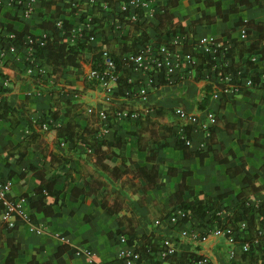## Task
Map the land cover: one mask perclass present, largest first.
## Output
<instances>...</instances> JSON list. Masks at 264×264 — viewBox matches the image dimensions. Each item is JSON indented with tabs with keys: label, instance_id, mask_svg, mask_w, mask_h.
I'll use <instances>...</instances> for the list:
<instances>
[{
	"label": "crops",
	"instance_id": "crops-1",
	"mask_svg": "<svg viewBox=\"0 0 264 264\" xmlns=\"http://www.w3.org/2000/svg\"><path fill=\"white\" fill-rule=\"evenodd\" d=\"M14 1L0 0V23H8L18 31H22L28 25L30 35L37 38L46 36L53 38V31L49 28H43L41 24L47 20L54 23L58 28L57 22L61 20L41 14L44 0H40L36 5L30 18L23 17L21 9ZM105 1L108 3L109 9H102L99 1L97 4H88L86 0H79L80 5L77 7V12L68 15L66 18L70 25L71 34L68 38L70 46L79 42L77 30L86 18L89 16L93 18L101 14H104L109 23L113 25L114 37L118 42L129 43V39L141 36L140 33L143 30L138 33L134 29L130 30V24L119 14L118 3L120 0L116 1L114 5L111 4V0ZM160 1L158 0L155 5V14L153 16L148 15L140 22L158 24L155 15ZM209 1L179 0L178 6L172 8L171 13L189 28L190 22L199 19L200 13L210 17L217 16L215 2H221L223 10H229L232 6L230 0H212L213 4H209ZM248 1L250 7L231 12L227 20L218 18L211 27L196 26L194 40L201 41L208 37L227 43H231L233 39L247 40L246 30L238 26L235 20L241 18L243 21H264V0ZM70 2V0H61L58 4L63 6ZM58 29L60 35H63V29ZM147 31L151 37L156 36L153 27L149 26ZM9 33L6 28L0 29V39L6 38ZM95 35V41L89 43L93 51L101 53L102 49H107L111 52V49L105 44L104 35L97 31H95ZM142 44H138V50ZM98 63L100 61H93L90 58L82 62L80 72L67 70L60 79L61 85L68 89L76 88L80 93L78 98L84 103V107L78 111L76 121L83 128L88 123L89 108L93 109L96 114L100 110H106L109 116L110 131L101 138L112 140L115 131H120L122 138L127 141L122 154L131 157L138 165L151 167L153 163L147 162L146 152L138 149L135 138L130 135L136 129L139 116L133 119H121L116 116V111L130 109L137 111L139 115L142 112V114L150 113L152 116H156L157 109H172L174 112L171 120L179 124L175 128L177 134L168 139L169 146L159 152L157 162L160 172L167 175L165 185L147 192L145 206L132 207L138 217L139 230L153 234L159 246L163 238L172 237L181 243V252L208 255L216 264H231L233 259L228 256L230 244L226 237L211 235L206 241L198 242L190 237H184L181 233L185 229L202 232L204 227L196 220L181 226H171L167 223L166 220L171 211L170 196L177 191L183 178L181 172L177 175H169L168 170L169 168H177L192 171V174L186 176L185 181L197 192L206 189L212 196L232 193L225 200V204L233 208L238 201L237 194L246 184V173L242 172L236 176H231L228 174V168L232 166L234 161L237 162L244 158L248 172L259 175L257 181L262 189L251 199V202L258 208L264 201V145H262L264 143V110L260 114H254L252 103L262 101L263 89L257 88L250 95L240 96L232 100L230 98L232 96L227 97L225 95H233V92L224 93L222 89H217V85L214 84L212 94L211 91L207 92L206 90L207 85L211 83L209 79L197 80L191 74H187L181 79L165 85L159 83L150 90L146 100L130 95L128 89L123 94H119L116 90L111 103L107 104L103 87L98 82L89 79L90 71ZM224 65L231 66L232 60L228 59ZM46 68L48 73L53 70V67L47 64ZM123 70H126L128 76L137 82L136 88L142 75L131 71L127 64L123 66ZM259 70L264 72L263 62H259ZM227 77V81H229L234 76L229 75ZM7 81V86H4ZM34 81L33 77L26 75L23 61L16 60L13 55H8L3 62H0V85L9 90L5 93L8 102L18 109L20 115L30 117L33 120H40L44 114L49 113L52 98L47 92L39 93ZM54 81L55 79L52 80V82ZM242 83L248 85V80L242 79ZM207 94L210 96V101L208 105L201 108L200 103L207 97ZM225 99L231 100L226 102ZM222 102H225V105L221 108ZM178 108L197 115L201 120L206 119L207 113H214L217 119L216 131L224 146L222 147L220 143L213 144L212 147L215 151H210L208 156L203 158L199 155L187 157L183 149L177 148V144L183 140H190L189 147L192 151H207L211 144L208 141L210 132L206 130L207 127H204L203 124L194 125L180 120L175 113ZM51 122L55 126H60L67 121L51 120ZM214 124L209 122L208 127ZM228 124L232 126H227ZM28 128L26 120H22L18 126H12L11 122L6 120L0 121V180H7L11 183L10 199L21 211L19 217L16 218V226L13 230L0 223V264H6L13 246L18 247V257L15 258L14 264H124L121 253L130 249V246L117 233L119 228L117 219L106 214L91 199L72 201L67 194L64 203L56 205L54 207L56 214L51 216L32 208L29 199L21 200L23 195L35 199L34 191L37 183L33 175L24 179L20 175L26 172L32 164L38 166L45 164L47 168H50L49 162L39 152H29L22 162H13L10 166L7 165V160L3 156L5 148L10 142L14 144L21 142L28 134ZM44 131L46 130L42 132ZM45 139L46 146L55 153L63 152L68 148L57 147L55 136L51 133H45ZM257 140L261 145L256 144ZM225 159H228L229 162H224ZM71 166L79 170L81 168L80 161L75 160ZM13 172L14 174H11ZM75 176L79 178L80 174L76 173ZM57 188L64 190V178L58 179ZM155 207H158V211H153ZM158 219L163 221L162 224H155ZM151 221L153 222L152 225ZM192 224L196 225L192 226ZM59 250L60 253H58ZM238 253H240L239 248Z\"/></svg>",
	"mask_w": 264,
	"mask_h": 264
},
{
	"label": "trees",
	"instance_id": "trees-1",
	"mask_svg": "<svg viewBox=\"0 0 264 264\" xmlns=\"http://www.w3.org/2000/svg\"><path fill=\"white\" fill-rule=\"evenodd\" d=\"M59 1L61 0H44L41 14L61 20L64 33L60 35V30L56 25L45 20L41 25L43 28L53 31V38L46 36V43L43 46L35 43L36 51L33 54L35 59L53 67L51 73L47 72L45 76L38 77L34 81L39 93L47 92L51 95L52 104L49 113L44 114L40 120L20 115L18 109L12 106L5 96V93L9 91L8 88L0 85V121L6 120L11 122L12 126H18L22 120H26L29 127L28 134L21 142L17 144L10 142L5 148L3 156L7 160V165L10 166L13 162H22L29 152H39L50 165V168H47L45 164L43 166L32 164L26 172L20 175L23 179L33 175L37 183L34 191L35 199L25 195L22 198L29 199L32 208L48 216L56 214L54 207L63 204L67 194L72 201L91 199L106 214L117 219L119 227L117 233L127 238L128 245L134 247L142 255L146 264H181L191 257H197L195 253L181 252L160 259L158 257L160 246L156 243L155 236L139 230L138 217L132 208L137 205L145 206L147 192L165 185L167 175L160 172L157 161L160 150L169 146L168 139L177 134L175 128L179 124L171 120L174 111L166 108L157 109L156 116L141 112L136 122L135 131L130 133L135 138L138 149L146 152L147 162L153 163L151 167L138 165L131 157L122 154L127 141L122 138L120 131H115L112 140L101 138L99 136L102 124L101 116L99 113H94L91 108L88 109L90 113L87 117L88 123L83 128L76 121L78 111L84 107V103L78 98L80 93L76 88L68 89L61 85L60 79L67 70L80 72L82 62L90 58L93 61L102 62L101 53L93 51L86 35L81 37L78 43L70 46L68 43L71 34L70 25L66 18L68 15L76 13L78 8L72 2L61 6L58 4ZM111 1V4L114 5L119 0ZM230 1L232 6L229 10H223L221 2H215L217 16L210 17L200 13L199 19L191 21L187 28L171 13V9L178 6L179 0H161L155 15L158 24H146L140 21L129 23L127 21L130 24V30L134 29L136 33L143 30L140 33L141 36L129 39V43L118 42L114 37L113 25L109 23L104 14L93 17L92 23L95 27L93 33L95 34L97 31L104 35L105 44L111 49L109 52L117 65L118 79L114 88L118 90L119 94H123L128 89L131 95L137 82L128 76L126 70L122 71V68L126 65L129 55L137 52L138 44L157 43L166 45L171 52L192 55L195 58L193 65L186 66L183 63L181 71L191 74L197 80L209 79L211 83L206 87L207 92L211 91L213 94L214 84L217 85V89H226V84L228 86L235 85L238 88L237 92H234L233 95H225L232 96L230 98L235 100L237 97L250 95L257 88H262V101L252 103L253 113L260 114L264 110V72L259 70V62L264 63V21L236 19L237 25L246 30L247 40L233 39L231 43L224 42L222 50L214 55L203 51L200 48L201 43L194 40L196 26L211 27L218 18L227 20L231 12L250 7L248 0ZM238 3L239 6H237ZM209 4H213V1L210 0ZM149 26L153 27L156 32L154 38L147 31ZM4 28L16 36V40L9 42L22 49L25 46L26 36L29 34V26L18 31L8 23H0V29ZM180 34H185L187 40L181 44L172 43L171 40ZM30 36L34 40L37 39L34 35ZM228 59L232 60L231 66L224 65ZM23 65L26 72L27 67L32 66V63L24 60ZM94 68H101V64L98 63ZM229 75L234 77L228 83L221 81ZM53 79H55L54 82H52ZM242 79L249 80L250 84H243ZM160 84H168V81L161 78ZM66 96L69 97L65 98ZM231 99H225V101L228 102ZM209 101L210 96L207 94V97L200 103L201 108L208 105ZM224 105L225 102H222L221 108ZM51 120H66L67 122L64 125L55 126ZM216 123L217 119L213 126L206 129L210 132L209 140H207L211 143L207 151H192L186 144V140L177 144V148L183 149L187 157L199 155L203 158L208 156L210 151H215L212 147L213 144L220 143L223 147L224 144L216 131ZM227 126L232 125L228 124ZM41 130L46 131L42 132ZM45 133L55 136L57 147L68 148L63 152H53L46 146ZM256 144L261 145L258 140ZM75 160L80 161L81 168L79 170L71 166ZM224 162L229 161L225 159ZM180 172L183 174V178L177 191L170 196L169 200L170 216L176 211H182L184 214L175 226L196 220L204 227L202 232L205 233H210L216 228L222 231L230 230L238 244H250V249L237 253L231 260V264H264V236L261 235V231L264 229V201L258 208L251 202V199L260 193L262 187L257 181L259 175L248 172L245 159L234 161L228 168V174L231 176L242 172L246 173V184L237 194L238 201L233 208L225 204V200L232 193L212 196L206 189L197 192L185 181L186 176L192 174V171L177 168L168 170L169 175H177ZM76 173L80 174L79 178L75 176ZM59 178L65 179L64 190L57 188ZM71 185L72 187H70ZM66 189L67 191H65ZM7 198L11 200L10 193ZM4 210V202L0 200V215ZM15 226L9 227L10 230H13ZM17 257L18 247L13 246L6 264H14Z\"/></svg>",
	"mask_w": 264,
	"mask_h": 264
},
{
	"label": "built area",
	"instance_id": "built-area-1",
	"mask_svg": "<svg viewBox=\"0 0 264 264\" xmlns=\"http://www.w3.org/2000/svg\"><path fill=\"white\" fill-rule=\"evenodd\" d=\"M75 7H79V0H70ZM101 3L102 9H109V5L105 0H86L88 4ZM158 0H120L118 3V12L122 18L129 23H137L145 17L153 16L155 14V5ZM15 4L19 6L22 11V15L25 18H30L34 13L36 5L40 0H15ZM57 26L63 29V22L58 21ZM94 25L92 18L87 17L81 27L77 30V36L79 38L86 35L88 43L95 41V34L93 33ZM47 37L37 38L34 40L30 35L26 36L25 46L20 49L17 45L11 44L9 41L16 40V36L13 33H9L4 39H0V62H3L8 55H13L16 60L24 61L28 60L32 63V66H28L26 75L37 79L47 74L46 65L40 60L35 59L33 54L35 53L34 44L38 43L40 46L45 45ZM187 39L185 34L175 36L171 42L174 44H181ZM200 48L203 51L209 52L214 55L223 48V41H218L213 37L204 38L199 41ZM223 53V52H222ZM102 62L101 68H93L89 73V79L98 82L103 87L104 96L106 103H111L113 99L114 84L117 82V65L112 57L111 53L107 49L101 51ZM195 62V58L192 55H180L175 52H171L166 45H158L157 43H144L140 46L139 50L131 55L127 59V67L134 72H138L142 75L139 78L138 85L131 93V95L141 100H146L149 92L152 88L156 87L160 83V79L164 78L165 81L170 83L171 81L179 80L181 77L187 75L181 71V65L185 63L186 66H192ZM226 79L221 81L228 83ZM8 81L5 82L7 86ZM250 84L248 80V85ZM226 89H222L224 93L231 91L237 92L238 88L235 85L226 84ZM176 115L182 121H187L191 124H203L204 127H208V123H215L216 116L214 113H207L206 119L201 120L195 114L188 113L182 108H178L175 111ZM99 114L103 122L99 136L104 137L110 131L109 116L106 110H100ZM116 116L121 119H133L139 116L137 111H130V109H124L116 112ZM47 126L45 125V129ZM187 145L191 144L190 140L186 141ZM11 183L9 181L0 180V200L4 202L5 210L0 215V223L13 227L15 225L16 218L19 217L21 211L18 206L7 198V195L11 192ZM21 200H25L22 198ZM182 211H176L167 218V223L171 226H175L183 216ZM162 220H156L155 224H162ZM245 226V224H243ZM184 237H190L198 242L206 241L211 235L226 237L230 244L228 250V256L230 259H234L240 251H248L250 249L249 243L238 244L235 240L234 234L228 231H222L219 228L213 229L210 233L199 232L195 230H182ZM261 235L264 236V229L261 231ZM123 241L127 243V238L122 236ZM130 246V245H129ZM182 245L177 239L172 237H165L162 239L160 244V251L158 257L165 259L170 256H174L181 253ZM197 257H191L181 264H216L215 261L208 255L196 253ZM92 257V256H91ZM121 258L124 264H145L142 259V255L132 246L130 249L125 250L121 253Z\"/></svg>",
	"mask_w": 264,
	"mask_h": 264
},
{
	"label": "rangeland",
	"instance_id": "rangeland-1",
	"mask_svg": "<svg viewBox=\"0 0 264 264\" xmlns=\"http://www.w3.org/2000/svg\"><path fill=\"white\" fill-rule=\"evenodd\" d=\"M34 80V79H33ZM20 102V101H19ZM21 103H23V100H21ZM117 112V111H116ZM116 114V113H115ZM153 211H158V207L153 208ZM152 221H151V225H152ZM196 224H192V226H195ZM189 230H193V229H189Z\"/></svg>",
	"mask_w": 264,
	"mask_h": 264
}]
</instances>
